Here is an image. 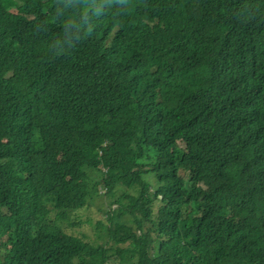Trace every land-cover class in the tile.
I'll return each mask as SVG.
<instances>
[{
    "label": "trees",
    "instance_id": "16d2710c",
    "mask_svg": "<svg viewBox=\"0 0 264 264\" xmlns=\"http://www.w3.org/2000/svg\"><path fill=\"white\" fill-rule=\"evenodd\" d=\"M111 258L264 264V0H0V264Z\"/></svg>",
    "mask_w": 264,
    "mask_h": 264
},
{
    "label": "rangeland",
    "instance_id": "374dc122",
    "mask_svg": "<svg viewBox=\"0 0 264 264\" xmlns=\"http://www.w3.org/2000/svg\"><path fill=\"white\" fill-rule=\"evenodd\" d=\"M124 191H117L119 193L120 197L121 196H126L125 200L122 201V204L124 205L125 203L130 202L132 196H138L139 194V187L135 186L131 189L123 188ZM106 189L103 186L98 187V195L94 196L91 200L88 201V206L84 208L83 210L80 211V217L82 220H90V222H95L97 219H102L104 218L103 214L104 211L106 210L107 207V201L110 199V196L107 195ZM121 193V194H120ZM118 195V196H119ZM131 196V197H129ZM129 204V203H128ZM128 204L126 205L128 207ZM125 206V208H127ZM117 205L112 206V208H116ZM118 215L122 217V219H128L129 217L126 216V214H123L124 212H116ZM72 230H67L66 232L71 233ZM119 231V230H116ZM91 228L89 225L84 224L81 226L80 229H74L73 233L74 235L81 236V235H86L90 236L91 235ZM116 233V232H115ZM113 235H118V234H113ZM89 239H92V235L89 237ZM109 244H113L111 241ZM114 245V244H113ZM108 264H114V258H111V260L108 262Z\"/></svg>",
    "mask_w": 264,
    "mask_h": 264
}]
</instances>
